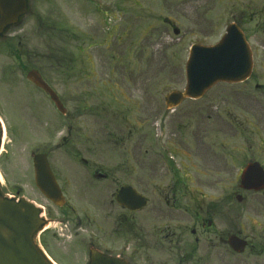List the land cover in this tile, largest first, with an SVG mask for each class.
Masks as SVG:
<instances>
[{
	"label": "flooded vegetation",
	"instance_id": "1",
	"mask_svg": "<svg viewBox=\"0 0 264 264\" xmlns=\"http://www.w3.org/2000/svg\"><path fill=\"white\" fill-rule=\"evenodd\" d=\"M185 1L184 6L191 2ZM247 2L249 5L228 0L229 9L219 13L216 23L227 18L225 33L235 24L250 44L245 10L254 3ZM87 4L102 24H113L108 29L110 38L117 32L124 34L120 14L109 15V8L95 6L94 0ZM255 8L264 13V0H255ZM84 33L80 39L71 31L69 54L65 56L68 64L45 65L41 51L32 55L36 56V66L5 71L6 86L0 78L6 89L0 92V119L6 132L0 160L15 142L14 150L27 152L29 141L36 137L30 160L22 167L29 192L16 189L4 196L33 202L45 210L48 221H58L65 228L75 226L72 231L85 228L90 235L88 239L84 233H76L80 241L73 243L72 235L68 244L60 238L58 228L49 227L40 240L46 256L64 264L66 259L82 255L87 264L88 252L96 249L128 264H264V186L260 190L242 187L243 173L250 165H257L254 178L259 173L264 179V38L255 48L250 45L253 65L247 80L218 83L214 95L209 97L212 88L199 100L188 99L195 103L196 112L169 111L162 118L154 117L151 125L160 120V127L142 134L147 129H143L139 104L132 103L124 111L121 97L125 96L119 84L112 85L102 77L99 88L97 81H92L95 63ZM254 33L259 35L261 29ZM11 39L9 34L5 40ZM104 47L108 48V39ZM104 63L106 70L108 60ZM60 69L66 74L62 76ZM22 73L23 82L11 81L12 75ZM56 77H62L63 91ZM30 78H40L45 87ZM110 92L111 100L107 97ZM8 137L11 140L5 144ZM18 138L28 140L18 146ZM147 141L151 192L146 196L137 186L142 179L137 153ZM109 142L125 151L127 159L132 152L134 160L100 159ZM36 156L46 157L49 171L43 168L44 162L35 161ZM37 164L39 175L50 174L58 185L62 207L36 186ZM252 183L257 184V180ZM125 186L140 193L146 207L120 205L117 196ZM77 198L89 201L81 216L71 204ZM238 205H245V209ZM244 217H249V224L241 223ZM237 239L246 243L243 253L232 247ZM77 244H82L80 249Z\"/></svg>",
	"mask_w": 264,
	"mask_h": 264
},
{
	"label": "rangeland",
	"instance_id": "2",
	"mask_svg": "<svg viewBox=\"0 0 264 264\" xmlns=\"http://www.w3.org/2000/svg\"><path fill=\"white\" fill-rule=\"evenodd\" d=\"M87 1L90 0H30V9L22 18L23 24L10 32L12 36L10 41H0L2 84L5 85L3 77L5 71L21 65L36 66V56L32 55H37L41 51L45 55V65L68 64V58L65 56L69 54L71 31L76 32L80 39L85 32L86 47L92 46L88 53L95 63L96 75L92 76V81H97L99 88H101L100 80L103 78L112 85L119 84L125 96V98L121 97L124 111L131 107L132 103L140 106L138 113L144 123L143 129H147L142 134H147L149 128L158 129L160 120L154 125L151 124L154 122V117L162 118L169 113L165 96L173 90L182 91L186 86L185 66L190 48L193 45L214 46L225 33L227 18L218 22V25L216 21L220 12L225 14L229 9L228 0H191L188 6H184L185 0H94L95 6L98 4L103 9L109 8V15L112 16L120 14V21L124 22L125 28L122 29L125 31L124 34L117 32L112 38L108 35V29L113 27V24H102V19L89 10L92 8L88 6ZM237 1L249 5L247 2L249 0ZM252 1L253 8L245 10V13L247 32L252 36L249 42L251 47L255 48L257 41L263 42L260 38H264V23L259 22L264 21V13L257 12L261 9L255 8V0ZM116 5L117 7L113 8ZM133 18H140V20ZM175 28L180 30L179 36L174 34ZM259 29L261 33L255 36V30ZM107 39L108 48L106 49L104 46ZM104 59L108 60L106 70H104ZM60 71L62 76L66 74L62 69ZM23 73L12 75L11 81L23 82L25 79ZM56 80L60 84V90L63 91L62 77H56ZM218 87L210 92L209 97L217 92ZM4 91L6 92L5 87L0 85V92ZM112 96L111 92L107 95L109 100ZM171 112H196V106L193 101L187 100ZM129 119L133 120L132 117ZM124 129H128L126 124ZM123 134L126 135L127 131ZM34 139L29 141L30 148L27 152L14 150L15 142L8 153L1 158L0 172L3 177L1 185L4 192L13 193L16 189L22 190V193L26 190L29 192V184L25 183L22 167L30 160V150L36 146L32 145ZM9 140H11L10 137L6 140V144ZM27 140L26 138L20 141L18 138V146ZM122 151L115 147L114 143L109 142L100 159L108 162H117L121 158L130 162L134 160L132 152L128 153L131 157L127 159V153ZM137 155L140 159L142 176L137 186L147 196L151 192L148 141ZM87 202L89 201L77 198L71 201V204L76 206L78 215L81 216L82 210L89 205ZM238 207L245 209V205H238ZM248 218L247 220L245 217L242 218L241 223L249 224ZM263 223L261 221V224ZM73 227L75 226L69 228L58 226L60 238L67 240L69 244L73 235L74 243L79 239L75 237L76 233L80 232L84 233L83 237L87 236L89 239L90 235L85 228H82V231L74 229L72 231ZM47 238L50 241L51 238ZM78 245L80 244H77V248L80 249L82 244ZM83 253H85L84 250H82ZM70 258L66 259L64 264H85L82 255L76 259Z\"/></svg>",
	"mask_w": 264,
	"mask_h": 264
},
{
	"label": "water",
	"instance_id": "3",
	"mask_svg": "<svg viewBox=\"0 0 264 264\" xmlns=\"http://www.w3.org/2000/svg\"><path fill=\"white\" fill-rule=\"evenodd\" d=\"M30 9V0H0V38L12 27L21 23ZM174 33L179 35V31ZM248 44L244 36L235 26L228 29L223 41L215 47L195 45L192 47L186 66L187 86L184 92L173 91L166 97L169 109L178 107L185 99L201 98L206 91L218 82H236L244 79L251 70L252 60ZM42 85L39 79H32ZM0 127V143H1ZM42 158H37L41 161ZM48 171V166L44 164ZM254 168L249 167L242 179V186L247 190H260L264 179L254 178ZM37 186L55 203H59L51 175H39L37 166ZM257 180V184L252 183ZM118 202L132 209L146 206L143 197L132 188L124 187L118 195ZM41 211L24 199L17 202L4 197L0 193V264H52L38 249L35 243L36 234L45 222L40 217ZM237 253L244 252L246 243L237 239L232 241ZM89 264H127L117 258L105 256L92 251Z\"/></svg>",
	"mask_w": 264,
	"mask_h": 264
}]
</instances>
